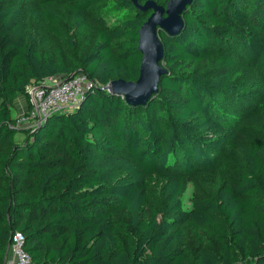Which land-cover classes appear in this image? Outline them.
Instances as JSON below:
<instances>
[{
	"label": "trees",
	"instance_id": "16d2710c",
	"mask_svg": "<svg viewBox=\"0 0 264 264\" xmlns=\"http://www.w3.org/2000/svg\"><path fill=\"white\" fill-rule=\"evenodd\" d=\"M147 1L0 0V264L16 231L35 264H264V140L244 136L264 133V0H189L159 33L157 92L130 105L103 88L139 79ZM80 73L96 86L75 109L12 127L29 85ZM199 170L225 175L215 196Z\"/></svg>",
	"mask_w": 264,
	"mask_h": 264
},
{
	"label": "water",
	"instance_id": "95a60500",
	"mask_svg": "<svg viewBox=\"0 0 264 264\" xmlns=\"http://www.w3.org/2000/svg\"><path fill=\"white\" fill-rule=\"evenodd\" d=\"M188 2L189 0H171L164 8L154 1H147L143 9L152 10V14L139 32V49L143 54L139 79L136 82L115 80L104 87V90L124 96L130 105H142L157 92L160 79L166 71L160 65L163 45L159 33L164 31L175 35L180 31L183 25L181 14Z\"/></svg>",
	"mask_w": 264,
	"mask_h": 264
},
{
	"label": "built area",
	"instance_id": "2783aa9c",
	"mask_svg": "<svg viewBox=\"0 0 264 264\" xmlns=\"http://www.w3.org/2000/svg\"><path fill=\"white\" fill-rule=\"evenodd\" d=\"M96 86L87 74L80 73L72 78L50 77L27 87L29 105L26 111L19 113L13 128L37 126L48 116L75 109L83 100L85 93ZM26 238L16 231L10 238L6 264H35L25 248Z\"/></svg>",
	"mask_w": 264,
	"mask_h": 264
},
{
	"label": "rangeland",
	"instance_id": "374dc122",
	"mask_svg": "<svg viewBox=\"0 0 264 264\" xmlns=\"http://www.w3.org/2000/svg\"><path fill=\"white\" fill-rule=\"evenodd\" d=\"M37 0H26L25 4L27 7V10H30L32 8H34L36 6ZM62 14V19L66 18L67 15V11L62 9L61 11ZM33 25L38 28V29H42V25H39L38 23H36L33 20ZM249 75L251 77H256V72L254 71H250ZM21 102H25L24 104V108L22 109L26 111L27 109V100L26 101H21ZM21 105V104H20ZM20 105L18 104V106L20 107ZM17 111V108H16ZM14 116H17V112L14 113ZM244 136L252 139H261L264 140V133L263 132H256V131H246L244 133ZM22 136L19 134L16 137V140L20 141L22 140ZM235 143L232 142L230 145V149H229V157L227 158V162H230V168L228 169L227 172H230L231 175H234L238 170H244L245 169V164L244 161L242 159V157L240 155L237 154L236 150H235ZM197 176H198V180L200 181L199 184V188L200 191L204 194V195H212L215 196L217 191L219 190V188L224 184V182L226 181V178H224L225 175L222 174V172H213V171H197ZM164 181H162V179L158 176H153L150 180V184H151V190L153 192V196L154 199H156L157 201H160V191H161V187L163 185ZM195 187L190 185L186 194L183 197V205L185 208L189 209L192 207L193 205V201L195 198ZM187 228V233L188 235H191L192 237L194 236L195 232L193 230L189 229V226L186 227Z\"/></svg>",
	"mask_w": 264,
	"mask_h": 264
},
{
	"label": "crops",
	"instance_id": "0c3cea01",
	"mask_svg": "<svg viewBox=\"0 0 264 264\" xmlns=\"http://www.w3.org/2000/svg\"><path fill=\"white\" fill-rule=\"evenodd\" d=\"M21 101H26V99H25V97L24 96H21V97H19V99H18V101H17V103L20 105V111L24 108V105H22V104H24L23 102H21ZM19 107V106H18ZM23 107V108H22ZM27 108H28V106H27Z\"/></svg>",
	"mask_w": 264,
	"mask_h": 264
}]
</instances>
